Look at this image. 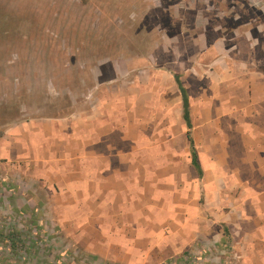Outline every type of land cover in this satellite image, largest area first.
Listing matches in <instances>:
<instances>
[{"label": "crops", "instance_id": "crops-1", "mask_svg": "<svg viewBox=\"0 0 264 264\" xmlns=\"http://www.w3.org/2000/svg\"><path fill=\"white\" fill-rule=\"evenodd\" d=\"M172 65L72 114L1 126L19 182L1 207L51 243L19 233L13 264H164L194 246L264 264V71L222 57Z\"/></svg>", "mask_w": 264, "mask_h": 264}, {"label": "rangeland", "instance_id": "rangeland-1", "mask_svg": "<svg viewBox=\"0 0 264 264\" xmlns=\"http://www.w3.org/2000/svg\"><path fill=\"white\" fill-rule=\"evenodd\" d=\"M204 56L264 71V0H0V136L3 125L77 112L99 90L122 94L148 68ZM12 163L0 158V264H13L5 250L20 247L19 233L51 245L48 230L1 207L18 182ZM230 253L194 246L164 264H234Z\"/></svg>", "mask_w": 264, "mask_h": 264}, {"label": "trees", "instance_id": "trees-1", "mask_svg": "<svg viewBox=\"0 0 264 264\" xmlns=\"http://www.w3.org/2000/svg\"><path fill=\"white\" fill-rule=\"evenodd\" d=\"M175 81H176V84L179 87V89H180V91L182 93V96H183V99H182L183 100V119L186 122L187 127L190 128L189 113H188V101H187L186 93H185V90H183V88L181 86L179 78L176 77V76H175ZM187 137H188L189 142L191 144L193 165L195 167H198L197 166V162H196V157H195V154H194V150H193V146H192V141H191L189 133H187Z\"/></svg>", "mask_w": 264, "mask_h": 264}]
</instances>
